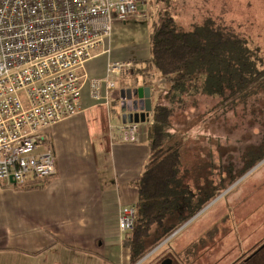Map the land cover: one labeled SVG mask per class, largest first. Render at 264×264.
Returning <instances> with one entry per match:
<instances>
[{
  "label": "rangeland",
  "instance_id": "obj_1",
  "mask_svg": "<svg viewBox=\"0 0 264 264\" xmlns=\"http://www.w3.org/2000/svg\"><path fill=\"white\" fill-rule=\"evenodd\" d=\"M141 1L145 16L112 27L111 51L150 57L154 23L171 17L178 31L190 32L212 21L232 40L241 38L257 66L244 90L204 86L202 79L182 98L185 109L175 113L168 146L176 141L180 148L182 196L190 199L186 213L206 207L138 264L168 258L175 264H264V0ZM150 84L169 88L158 73Z\"/></svg>",
  "mask_w": 264,
  "mask_h": 264
},
{
  "label": "crops",
  "instance_id": "obj_2",
  "mask_svg": "<svg viewBox=\"0 0 264 264\" xmlns=\"http://www.w3.org/2000/svg\"><path fill=\"white\" fill-rule=\"evenodd\" d=\"M109 41L78 72L83 83L80 112L49 130L55 176L27 189L0 182V264H131L119 221L123 210L138 201L135 183L150 149L147 129L137 141L118 136L116 130L124 124L128 90L149 88L152 107L156 94L168 90H158L147 77L132 72L149 55L131 58L111 51ZM106 47L109 53H101ZM112 63L133 65L117 80L108 105L94 102L89 81L105 78Z\"/></svg>",
  "mask_w": 264,
  "mask_h": 264
},
{
  "label": "built area",
  "instance_id": "obj_3",
  "mask_svg": "<svg viewBox=\"0 0 264 264\" xmlns=\"http://www.w3.org/2000/svg\"><path fill=\"white\" fill-rule=\"evenodd\" d=\"M142 6L141 0H0L1 183L27 189L55 176L49 130L80 112L78 72L105 48L115 22L144 16ZM131 66L109 64L105 78L89 81L91 99L108 105L117 80ZM146 129L126 123L116 133L137 141ZM134 220L135 207L123 210V236Z\"/></svg>",
  "mask_w": 264,
  "mask_h": 264
},
{
  "label": "trees",
  "instance_id": "obj_4",
  "mask_svg": "<svg viewBox=\"0 0 264 264\" xmlns=\"http://www.w3.org/2000/svg\"><path fill=\"white\" fill-rule=\"evenodd\" d=\"M212 24L208 21L190 32H182L178 31L171 17L154 23L150 58L141 62L139 67L134 65L137 69H132L134 74L137 72L150 81L152 74L158 73L168 80L170 87L167 92L157 94L151 123L147 126L150 158L135 183L138 201L133 229L123 236V247L130 251L131 264L141 262L206 207L199 205L186 213L190 199L182 196L180 148L178 144L168 146L175 135L173 117L178 108L185 109L182 98L190 94L193 84L202 79L204 86L205 83H224V89L241 91L255 76L256 61L251 60L244 41L239 37L232 40ZM260 74L257 73L256 77H261ZM257 161L260 163L262 157L258 155ZM152 238L154 241L148 245Z\"/></svg>",
  "mask_w": 264,
  "mask_h": 264
},
{
  "label": "water",
  "instance_id": "obj_5",
  "mask_svg": "<svg viewBox=\"0 0 264 264\" xmlns=\"http://www.w3.org/2000/svg\"><path fill=\"white\" fill-rule=\"evenodd\" d=\"M136 99V100H135ZM123 123L146 124L152 112L151 92L149 88H138L127 91L123 104ZM161 264H175L172 259H165Z\"/></svg>",
  "mask_w": 264,
  "mask_h": 264
},
{
  "label": "flooded vegetation",
  "instance_id": "obj_6",
  "mask_svg": "<svg viewBox=\"0 0 264 264\" xmlns=\"http://www.w3.org/2000/svg\"><path fill=\"white\" fill-rule=\"evenodd\" d=\"M254 256L253 255H250V258L249 259H252ZM245 261H247V260H245Z\"/></svg>",
  "mask_w": 264,
  "mask_h": 264
},
{
  "label": "bare ground",
  "instance_id": "obj_7",
  "mask_svg": "<svg viewBox=\"0 0 264 264\" xmlns=\"http://www.w3.org/2000/svg\"><path fill=\"white\" fill-rule=\"evenodd\" d=\"M101 51V50H100ZM101 53H103V52H101Z\"/></svg>",
  "mask_w": 264,
  "mask_h": 264
}]
</instances>
